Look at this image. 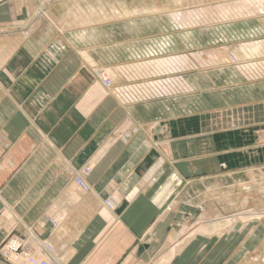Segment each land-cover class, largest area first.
<instances>
[{
  "label": "crops",
  "instance_id": "0c3cea01",
  "mask_svg": "<svg viewBox=\"0 0 264 264\" xmlns=\"http://www.w3.org/2000/svg\"><path fill=\"white\" fill-rule=\"evenodd\" d=\"M238 2L242 19L264 14H252L256 0ZM193 7L186 0H0V264H21L15 258L31 249L32 235L50 247L53 264H171L182 241L218 237L237 221L192 227L187 220L183 240L175 227L158 257L145 259L161 250L151 241L186 181L178 163L194 160L192 94H177L178 74L161 75L158 56L145 59L154 53L145 49V31L171 28L166 13ZM78 170L86 191L75 184ZM246 215L258 222L264 212ZM11 241L20 249L2 255Z\"/></svg>",
  "mask_w": 264,
  "mask_h": 264
},
{
  "label": "rangeland",
  "instance_id": "374dc122",
  "mask_svg": "<svg viewBox=\"0 0 264 264\" xmlns=\"http://www.w3.org/2000/svg\"><path fill=\"white\" fill-rule=\"evenodd\" d=\"M238 1L194 0L195 8L166 13L171 28L145 31L146 51L154 48L145 59H171L169 65L155 68L161 75L178 74L174 75L181 82L177 94L183 96L184 89L192 94L194 115V160L178 163L186 181L174 193L175 210L157 227L158 241H151L161 250L146 252V260L158 257L175 227L181 231L177 239L183 240L187 220L192 227L237 220L226 224L218 237L198 233L182 241L171 264H264V215L258 222L246 217L254 209L264 212V54L239 62L233 56L245 42L264 39L253 35L264 33L259 22L264 19V0H256L251 12L262 15L249 20L239 17ZM220 48L226 57L216 55Z\"/></svg>",
  "mask_w": 264,
  "mask_h": 264
},
{
  "label": "bare ground",
  "instance_id": "6f19581e",
  "mask_svg": "<svg viewBox=\"0 0 264 264\" xmlns=\"http://www.w3.org/2000/svg\"><path fill=\"white\" fill-rule=\"evenodd\" d=\"M193 1L194 0H186V2H188V3H191ZM149 9H154V8H152L151 6H145L144 7L145 11H147ZM261 54H264V39H256V40H250L248 42H245L235 53H233V56L235 57L236 61L239 62V61L252 59L254 57L260 56ZM216 55H218V56L220 55V56L226 57V50L224 48H220V49L217 50ZM169 60H171V59H159V60L156 61V65L159 66V67L165 66L167 63H169L168 62ZM105 78H108V77H105ZM110 84H111V80H110L109 85ZM109 85H107L106 87H108ZM83 173H86V172H84V170H83ZM79 174H81V170H78L76 175L79 176L80 178H82V176L79 175ZM82 180H83L85 186H83L81 184H78L76 182V179L74 181H75V184H76L77 187H79L82 191H86L88 189V186L85 183L83 178H82ZM30 244L32 245V247H31L30 250H28L29 252L27 251V253L25 255L21 256V257H19V255H17L15 260H19L21 262V264H32L28 260L29 257L36 258L37 260L45 259L47 261L51 258L50 257V253H49L50 252V247L48 245H46V243L40 242L34 235H32L31 238H30ZM15 245L17 246L18 243H16ZM12 255H14V254L12 252H10V256H12ZM257 258H258V255H257Z\"/></svg>",
  "mask_w": 264,
  "mask_h": 264
},
{
  "label": "built area",
  "instance_id": "2783aa9c",
  "mask_svg": "<svg viewBox=\"0 0 264 264\" xmlns=\"http://www.w3.org/2000/svg\"><path fill=\"white\" fill-rule=\"evenodd\" d=\"M99 74H100V73H98V76L101 78L103 84H104L105 86L109 85L110 80H109L108 78L103 77V76L100 74V75L102 76V77H101ZM89 171H90L89 168H84V172L89 173ZM75 179H76V182H77L78 184H81V185L85 186V184H84L82 178H80L79 176L76 175V176H75ZM16 243H18L17 246L15 245ZM19 249H20V243L17 242V241H11V242H8L6 245L2 246V248H1V254L7 256L8 254H10V252L15 253V252H17V250H19ZM28 260H29V262L32 263V264H53V259H51V258L47 261V260H45V259L37 260L36 258L29 257Z\"/></svg>",
  "mask_w": 264,
  "mask_h": 264
}]
</instances>
